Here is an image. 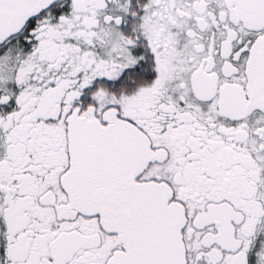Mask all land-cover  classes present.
<instances>
[{
	"label": "snow or ice",
	"instance_id": "obj_1",
	"mask_svg": "<svg viewBox=\"0 0 264 264\" xmlns=\"http://www.w3.org/2000/svg\"><path fill=\"white\" fill-rule=\"evenodd\" d=\"M0 264H264V0H0Z\"/></svg>",
	"mask_w": 264,
	"mask_h": 264
}]
</instances>
